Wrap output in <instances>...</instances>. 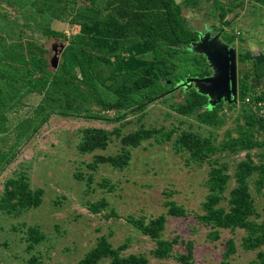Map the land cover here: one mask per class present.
<instances>
[{"label": "trees", "instance_id": "obj_1", "mask_svg": "<svg viewBox=\"0 0 264 264\" xmlns=\"http://www.w3.org/2000/svg\"><path fill=\"white\" fill-rule=\"evenodd\" d=\"M198 0H2V3L16 9L13 17L8 10H0V143L4 142L8 124L6 111L21 104L22 97L29 92L42 94V100L34 107L35 113L18 125L16 138L7 147L0 146V169L3 164L16 157L15 150L25 138L31 137L53 113L77 115L85 112L86 117H97L108 122L121 121L128 113H138L140 124L129 131L121 125L113 128L85 126L81 129L79 142L81 151L106 148L114 136L120 139V149L115 153L96 154L89 162L95 167L107 162L114 167L127 166L132 157V149L147 139L157 142H171L174 152L185 154L187 162L199 164L208 162L210 166L205 181L208 192L202 202L203 212L196 215L202 223L210 227L209 237L216 239L222 228H244L242 245L256 249L257 255L246 264H264V218L258 219L257 208L251 190V181L258 192L264 188V160L257 162L251 150L264 145V116L255 112L244 102L251 91H255L250 80L252 69L238 72L239 101L241 111L234 128H228L225 136L218 139L212 129L203 133L197 129L182 128V121L168 126L165 124L148 126L143 121L145 110L156 99L167 97L170 89L187 75L203 76L211 69L206 56L192 49V41L199 37V30L191 25L184 13L185 5L197 4ZM217 4L221 0H215ZM235 8V7H234ZM228 10L233 9L229 6ZM34 19L43 34L64 37L69 41L63 49V59L54 64L45 54L47 48L25 29L24 22L17 14ZM70 14V22L79 28L71 34L51 26L52 19H62ZM3 15V16H2ZM220 16L226 41L236 45L240 40L235 32L226 28L231 19ZM55 42H58L57 40ZM60 42V41H59ZM67 53L73 54L77 69L69 65ZM252 54L238 51L239 60L248 63ZM251 61V60H250ZM252 61V68L255 67ZM53 66V67H52ZM239 66V64H238ZM184 99L173 101L175 111L194 116L198 125L220 127L225 118L220 110L223 100L210 105L208 95L195 86H181ZM174 96V92L170 93ZM236 106L235 102H227ZM101 110L115 109L114 116L104 114L99 109L95 114L92 105ZM125 124V122H120ZM192 123H190V126ZM2 145V144H0ZM247 150L230 172V162L221 154ZM234 176L236 184L227 194L229 180ZM44 188H32L29 179L22 174L10 177L5 182V190L0 197V210L20 211L42 202ZM227 200V205L223 200ZM107 198L90 203L94 211L107 204ZM169 202V201H168ZM167 202V203H168ZM168 212L186 215L188 211L170 202ZM113 214L116 212L113 211ZM128 220L142 232L155 240L150 250L157 257H175L179 264H195L194 241L186 244V251H177L178 235L164 237L167 214L160 213L146 220L145 216L128 217ZM45 238V233L37 225H30L28 247ZM124 244L115 246L109 237L102 234L97 243L80 259V264H98L107 259L106 264H149L146 253L123 252ZM236 251L235 239L227 240V248L220 264H231L229 257Z\"/></svg>", "mask_w": 264, "mask_h": 264}, {"label": "rangeland", "instance_id": "obj_2", "mask_svg": "<svg viewBox=\"0 0 264 264\" xmlns=\"http://www.w3.org/2000/svg\"><path fill=\"white\" fill-rule=\"evenodd\" d=\"M180 1V0H178ZM182 1V0H181ZM225 4L233 3L244 6L250 0H222ZM220 6L215 0H198L197 4L185 5L184 13L191 25L198 30L211 29L212 32L222 30L225 39ZM0 10H8L13 17L16 9L10 8L0 0ZM12 10V11H11ZM17 14L25 24L27 32L31 33L37 41L43 44L47 51L45 54L50 60L58 64L63 59V49L57 58L54 57L55 41H69L62 37L48 36L41 32L40 26L31 17L25 18ZM230 12L227 17L232 18L231 24L224 26L242 40L234 16ZM3 16V15H2ZM70 14L62 19H52L53 28L63 30L67 34L76 31L79 26L70 22ZM236 21V20H235ZM226 40V39H225ZM239 45V43H237ZM241 44V43H240ZM242 48L238 47V51ZM69 65L74 70L77 63L73 54L67 53ZM238 72L252 68V62L239 60ZM53 67V66H52ZM174 92V96L170 93ZM185 93V92H184ZM181 88L169 91L164 99L152 101L147 109L143 121L148 126L172 125L182 121V128L197 129L203 133L214 131L218 139L225 136L228 128L234 129L237 116L241 111L242 102L238 100L236 106L228 105L224 101L220 113L225 123L220 127L198 125L194 116L183 115L171 106L173 101L184 99ZM42 100V94L33 91L26 93L18 104L6 111L9 132L4 133L2 147H7L17 136L18 125L35 113L34 107ZM101 108L92 105L95 114ZM104 114L114 116L115 109L101 110ZM85 112L79 111L77 115H64L53 113L50 118L33 133L25 138L15 150L16 157L3 164L0 169V197L5 190V182L10 177H19L24 174L30 181L32 188L42 187V202L18 212L0 210V264H80V259L93 247L98 237L105 234L115 246L124 244L123 252L146 253L149 264H179L175 257H157L150 250L156 242L149 235L142 232L132 224L128 217L145 216L146 220L160 213L167 214L166 226L162 232L164 237L173 238L178 235L180 241L175 245L177 251H186L187 247L182 239L194 241L195 264H220L227 248V240L235 239L236 251L229 257L231 264H246L257 255L256 249H247L242 245L245 229L222 228L220 236L216 239L209 237L210 227L199 221L196 213L203 212L202 202L208 192L205 181L210 166L208 162H187L186 155L174 152L171 142H157L147 139L132 149L129 164L117 168L107 162H100L90 167L89 162L94 160L96 154L115 153L120 149V139L116 136L106 148H97L93 151H81L79 142L82 137L81 129L85 126H103L113 128L121 125L123 130L129 131L139 126L138 113H128L121 121L108 122L97 117H86ZM125 122V124L120 122ZM190 123L192 125L190 126ZM264 136L262 135L261 138ZM247 150L234 153H222L221 158L230 162V172L234 173L237 162L246 156ZM254 159L264 160V145L251 150ZM227 194L236 184L235 177L229 180ZM251 190L260 212L258 219L264 218V188L258 192L251 181ZM107 198V204L100 211L94 212L90 203ZM169 201V202H168ZM168 202V203H167ZM170 202L183 206L188 214L174 215L168 212ZM227 205V200H223ZM116 213L113 214L112 212ZM30 225H37L45 233V238L37 242L34 247H28V231ZM264 249V244L260 247ZM107 259L98 264H106Z\"/></svg>", "mask_w": 264, "mask_h": 264}, {"label": "water", "instance_id": "obj_3", "mask_svg": "<svg viewBox=\"0 0 264 264\" xmlns=\"http://www.w3.org/2000/svg\"><path fill=\"white\" fill-rule=\"evenodd\" d=\"M64 42H55L54 57L57 58L64 48ZM192 49L206 56L211 72L209 74L187 75L174 84L173 91L181 86H195L197 90L208 95L210 105L223 101L238 102V50L236 45L222 37V30H199V37L192 41Z\"/></svg>", "mask_w": 264, "mask_h": 264}, {"label": "crops", "instance_id": "obj_4", "mask_svg": "<svg viewBox=\"0 0 264 264\" xmlns=\"http://www.w3.org/2000/svg\"><path fill=\"white\" fill-rule=\"evenodd\" d=\"M217 6L221 8H219L220 13L226 12L225 18H228L227 15L230 12L236 13L234 16L236 21L233 22L239 24L238 32L242 35V40L240 36L238 37L240 39L238 43L242 46L240 50H248L253 56L250 58L251 62L255 61L254 69L251 68L255 71L250 80L251 86L254 89H264V0H250L244 6H236L235 8H233V3L225 4L221 0ZM229 6L233 9L228 10ZM239 45L236 44L237 50Z\"/></svg>", "mask_w": 264, "mask_h": 264}, {"label": "built area", "instance_id": "obj_5", "mask_svg": "<svg viewBox=\"0 0 264 264\" xmlns=\"http://www.w3.org/2000/svg\"><path fill=\"white\" fill-rule=\"evenodd\" d=\"M244 102L249 104L255 112L264 116V89L251 91L244 98Z\"/></svg>", "mask_w": 264, "mask_h": 264}]
</instances>
